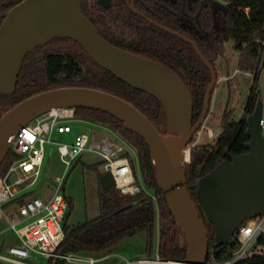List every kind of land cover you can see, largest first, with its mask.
I'll use <instances>...</instances> for the list:
<instances>
[{"label":"trees","instance_id":"16d2710c","mask_svg":"<svg viewBox=\"0 0 264 264\" xmlns=\"http://www.w3.org/2000/svg\"><path fill=\"white\" fill-rule=\"evenodd\" d=\"M19 1L0 0V23L6 12ZM79 1L83 13L103 38L122 49L164 65L181 78L193 98L195 123L201 113L211 76L192 46L131 12L124 0H110L109 8H103L98 0ZM227 1L225 10H213L208 2L204 3V0L135 1V6L149 18L194 41L213 66L215 59L223 52L224 42L232 40L239 52L238 69L253 71V83L250 86L243 116L236 121L235 117L228 119L224 114L223 120L226 121V125L216 144L212 147L195 146L190 151V161L183 163L186 179L191 186L193 202L200 219L208 229L210 247L207 260L213 257L219 261L229 257L235 246H214V228L206 221L195 198L196 182L221 160L228 159L229 152L241 154L247 151L245 144L249 137L246 134V118L260 98L257 80L258 66L262 64L264 36V0ZM65 86L90 87L117 95L145 114L159 133L169 132L166 115L154 97L130 87L101 68L92 61L79 43L70 38H55L26 54L15 92L0 94V117L29 96ZM75 113L80 118L109 127L134 149L143 182L146 188L156 195V199H151L144 190L134 195H123L114 186L103 188L100 185V215L68 230L65 220L71 203L66 197L69 208L63 225L64 252L86 255L99 252L115 244L122 237L141 230L147 234L146 251L150 252L151 234L155 220L158 219V257L165 261H183L187 251L184 233L166 205L144 140L133 131L124 128L122 121L106 112L82 107L75 108ZM127 155L136 181L139 182L135 174L134 158L129 152ZM16 156L10 150L2 165L8 167L9 161ZM0 264L8 263L0 261ZM244 264H264V259L253 256Z\"/></svg>","mask_w":264,"mask_h":264},{"label":"water","instance_id":"95a60500","mask_svg":"<svg viewBox=\"0 0 264 264\" xmlns=\"http://www.w3.org/2000/svg\"><path fill=\"white\" fill-rule=\"evenodd\" d=\"M210 0H204L207 3ZM109 8V0H98ZM213 10L226 9L219 0ZM131 9L145 17L130 4ZM157 28L189 43L210 72L201 113L193 123V98L185 83L171 69L107 41L83 13L79 0H20L0 23V94L15 92L22 62L27 53L55 38H70L84 49L94 63L132 88L154 97L166 115L169 132L161 134L130 102L112 93L82 86L41 91L20 101L0 117V163L10 150L18 128L50 108H92L122 121L124 128L140 136L149 149L156 180L176 224L184 233L186 256L180 264H204L209 250L208 229L193 202L191 186L182 163L183 149L202 126L210 106L217 74L194 41L159 22ZM263 102L258 98L246 118L247 151L228 153L196 182L195 198L206 220L213 226L215 247L231 246L233 234L244 221L264 213V137L260 118ZM239 117L236 118V121ZM98 180L103 188L113 186L109 172Z\"/></svg>","mask_w":264,"mask_h":264},{"label":"built area","instance_id":"2783aa9c","mask_svg":"<svg viewBox=\"0 0 264 264\" xmlns=\"http://www.w3.org/2000/svg\"><path fill=\"white\" fill-rule=\"evenodd\" d=\"M262 45L264 47V36ZM245 74L253 76L252 72ZM262 102L260 126L264 137V97ZM84 120L86 119L76 115L73 107L50 108L18 128L12 136L10 150L17 156L6 173L0 175V220H6L7 228L14 232L17 241L7 245L5 252L0 251V261L8 264H31L27 259L43 258L46 264H95L105 258L64 252L63 225L69 208L68 200L62 192L64 173L55 177L49 194H27L40 178L47 144H56L65 170L82 152H93L101 157L103 172L110 173L113 186L121 194L134 195L143 190L133 174L127 155L129 151L124 147H128V143L109 127L96 123L103 130L99 134L92 130L79 131L70 142H55L51 139L53 134L71 133L73 123ZM108 131L115 133V137ZM191 148L192 145L189 144L184 147L182 163L190 161ZM150 198L155 200L156 195L153 194ZM11 203L15 208L6 213L3 206ZM233 237L235 247L229 257L221 261L212 257L204 264H244L253 256L264 259V213L244 220L236 228ZM163 261L157 255L156 258L125 260L123 264H163Z\"/></svg>","mask_w":264,"mask_h":264},{"label":"rangeland","instance_id":"374dc122","mask_svg":"<svg viewBox=\"0 0 264 264\" xmlns=\"http://www.w3.org/2000/svg\"><path fill=\"white\" fill-rule=\"evenodd\" d=\"M239 52L234 41L224 42L223 52L215 59L214 66L217 74V81L211 94L209 112L199 130L193 135L189 145L195 146L216 144L221 135L226 121L223 120L225 114L228 119L241 118L242 110L245 107L247 97L250 92V86L253 83V76L246 75L244 69L237 65ZM261 66H258L257 86L260 98L264 97V47L261 57ZM238 70V71H236ZM253 73V71H252ZM74 128L71 133L53 134L51 139L55 142H70L74 135L79 131H93L99 134L103 131L98 124L84 120L73 123ZM115 137V133L108 131ZM124 147L134 158L135 174L144 191L149 196L153 192L146 188L139 168V161L134 149L127 144ZM51 148V151H50ZM191 148V150H192ZM10 151V150H9ZM4 161V160H3ZM10 163L12 162L9 161ZM10 163L8 165H10ZM9 167V166H8ZM8 167L0 163V175L3 176ZM7 168V169H6ZM6 169V170H5ZM103 160L93 152H82L71 165L65 170L64 164L60 161L56 144L46 145V155L42 164L39 180L28 192L30 195H40L41 192L50 193L53 189L54 179L64 173L62 192L69 199L71 208L65 220L68 230L93 220L100 215L99 193L100 182L98 177L103 173ZM14 204H6L3 209L6 213L14 210ZM207 221V220H206ZM16 236L12 230L7 228L5 219L0 220V251L5 252L7 245L15 243ZM147 234L141 230L130 236L122 237L118 242L110 247L99 251L91 252L92 257H103L104 259L95 264H123L125 260H137L140 258H156L158 244V219L155 220L151 234V251H146ZM210 247V245H209ZM31 264H46L43 258L27 259ZM58 264H71L67 262Z\"/></svg>","mask_w":264,"mask_h":264},{"label":"flooded vegetation","instance_id":"af4514ba","mask_svg":"<svg viewBox=\"0 0 264 264\" xmlns=\"http://www.w3.org/2000/svg\"><path fill=\"white\" fill-rule=\"evenodd\" d=\"M125 1V4H126V6L129 8V10L131 11V12H133L134 14H136V15H138L139 17H141L142 19H144L145 21H147L148 23H150V24H152L151 22H149L148 20H153V19H151V18H149L146 14H144L140 9H138L136 6H135V1L136 0H133V6H134V8L135 9H137L138 11H140L141 13H143L144 15H145V17H142L141 15H139V14H137L136 12H134L132 9H131V7H130V4H131V0H124ZM211 1V0H210ZM210 1H208V3L210 4ZM219 1H221V2H223L224 4H227L228 3V1L227 0H219ZM109 2H110V0H109ZM99 3V2H98ZM211 5V4H210ZM110 6H111V3H110ZM153 21H155V20H153ZM157 22V21H156ZM152 25H154V24H152ZM163 25V24H162ZM155 26V25H154ZM180 34V33H179ZM182 35V34H181ZM175 36V35H174ZM242 113H244V112H242ZM243 116V115H242ZM237 118V117H236ZM240 119V118H239Z\"/></svg>","mask_w":264,"mask_h":264},{"label":"bare ground","instance_id":"6f19581e","mask_svg":"<svg viewBox=\"0 0 264 264\" xmlns=\"http://www.w3.org/2000/svg\"><path fill=\"white\" fill-rule=\"evenodd\" d=\"M164 261L162 262L163 264H180V263H178L176 261H172V260H169L168 262H164Z\"/></svg>","mask_w":264,"mask_h":264},{"label":"crops","instance_id":"0c3cea01","mask_svg":"<svg viewBox=\"0 0 264 264\" xmlns=\"http://www.w3.org/2000/svg\"><path fill=\"white\" fill-rule=\"evenodd\" d=\"M28 192H29V191H28ZM28 192H27V194H28V195H30ZM47 194H49V193H44V192H41V194H40V195H43V196H44V195H47ZM88 255H89V254H88ZM90 256H91V255H90ZM103 257H104V256H103Z\"/></svg>","mask_w":264,"mask_h":264}]
</instances>
